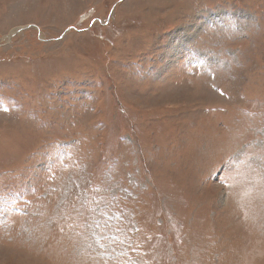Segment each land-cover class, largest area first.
Here are the masks:
<instances>
[{"label":"rangeland","instance_id":"374dc122","mask_svg":"<svg viewBox=\"0 0 264 264\" xmlns=\"http://www.w3.org/2000/svg\"><path fill=\"white\" fill-rule=\"evenodd\" d=\"M0 264H264V0H0Z\"/></svg>","mask_w":264,"mask_h":264}]
</instances>
